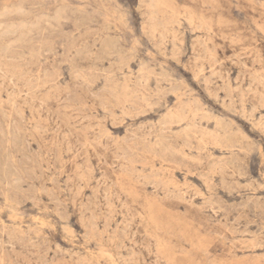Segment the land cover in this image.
Listing matches in <instances>:
<instances>
[{
  "label": "rangeland",
  "instance_id": "1",
  "mask_svg": "<svg viewBox=\"0 0 264 264\" xmlns=\"http://www.w3.org/2000/svg\"><path fill=\"white\" fill-rule=\"evenodd\" d=\"M0 264H264V0H0Z\"/></svg>",
  "mask_w": 264,
  "mask_h": 264
}]
</instances>
